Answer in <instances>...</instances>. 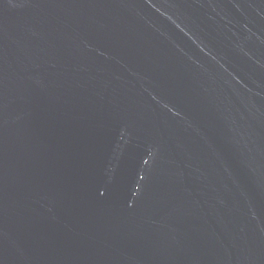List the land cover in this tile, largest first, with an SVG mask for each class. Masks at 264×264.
Returning <instances> with one entry per match:
<instances>
[{"label": "water", "instance_id": "1", "mask_svg": "<svg viewBox=\"0 0 264 264\" xmlns=\"http://www.w3.org/2000/svg\"><path fill=\"white\" fill-rule=\"evenodd\" d=\"M0 264H264V0H0Z\"/></svg>", "mask_w": 264, "mask_h": 264}]
</instances>
